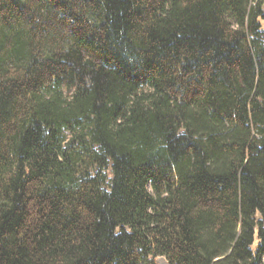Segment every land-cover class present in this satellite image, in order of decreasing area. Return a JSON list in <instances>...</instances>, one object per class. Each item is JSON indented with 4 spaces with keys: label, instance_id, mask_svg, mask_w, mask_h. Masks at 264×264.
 <instances>
[{
    "label": "trees",
    "instance_id": "obj_1",
    "mask_svg": "<svg viewBox=\"0 0 264 264\" xmlns=\"http://www.w3.org/2000/svg\"><path fill=\"white\" fill-rule=\"evenodd\" d=\"M264 264V0H0V264Z\"/></svg>",
    "mask_w": 264,
    "mask_h": 264
},
{
    "label": "rangeland",
    "instance_id": "obj_2",
    "mask_svg": "<svg viewBox=\"0 0 264 264\" xmlns=\"http://www.w3.org/2000/svg\"><path fill=\"white\" fill-rule=\"evenodd\" d=\"M159 264H169L165 257L160 256L157 258Z\"/></svg>",
    "mask_w": 264,
    "mask_h": 264
}]
</instances>
